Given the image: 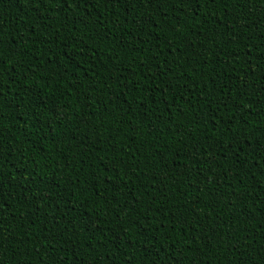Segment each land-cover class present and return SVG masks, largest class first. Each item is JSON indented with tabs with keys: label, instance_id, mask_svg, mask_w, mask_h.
Returning a JSON list of instances; mask_svg holds the SVG:
<instances>
[{
	"label": "trees",
	"instance_id": "obj_1",
	"mask_svg": "<svg viewBox=\"0 0 264 264\" xmlns=\"http://www.w3.org/2000/svg\"><path fill=\"white\" fill-rule=\"evenodd\" d=\"M0 264H264V0H0Z\"/></svg>",
	"mask_w": 264,
	"mask_h": 264
}]
</instances>
